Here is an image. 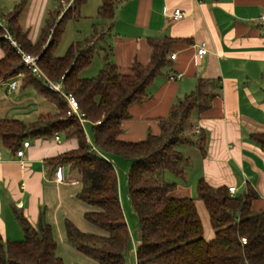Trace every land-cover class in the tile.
I'll use <instances>...</instances> for the list:
<instances>
[{"label": "crops", "instance_id": "crops-1", "mask_svg": "<svg viewBox=\"0 0 264 264\" xmlns=\"http://www.w3.org/2000/svg\"><path fill=\"white\" fill-rule=\"evenodd\" d=\"M115 1L113 16L102 18L98 9L103 0H84L78 11L65 21L54 55L62 56L73 42L94 35L92 45L95 53L101 52L99 61L94 65L93 57L81 74L99 72L107 58L122 73H130L133 63H149L152 51L149 38L171 37L170 56L175 53L176 57L169 60L148 87V97L129 106L130 116L123 120L118 138L135 142L150 134L158 135L161 118L168 115L170 107L195 90L200 79L206 80L210 106L202 111L195 109L192 117L197 120L187 128L191 134L193 126L200 127L206 136L204 150L199 146L198 134L192 136L193 142L182 143L188 146L187 151L181 152L189 164L183 185L177 182L174 188L179 192L176 197H191L193 186L196 188L198 180L204 178L213 186H235L237 195L252 186L259 195L252 209L264 210V151L250 138L251 133L264 132V20H260L264 15V0ZM21 2L19 14L11 21ZM73 2L0 0V38L12 44L11 37L19 45L10 28L14 25L31 43H36L51 13L57 9L63 11L67 4L65 12ZM175 9L184 11V17L174 19ZM202 43L206 44L208 53L197 58ZM4 56L5 50L0 46V60ZM11 73L0 77V121L18 119L32 123L41 114L57 111L55 102L42 95L36 83L25 82V72L13 74L11 70ZM173 73L182 76L172 79ZM12 81L18 83L13 90ZM58 135L59 141L55 135L26 138L20 148L24 150L22 157L0 139V235L4 241L23 239L17 216L20 212L34 227L43 222L52 227L57 254L65 264H97L67 240L66 220L83 231L94 228L84 218L89 207L78 197L82 184L77 171L63 164L54 167L49 162L51 157L77 147L76 136ZM87 139L93 142L89 131ZM25 141H29L28 147H24ZM111 159L115 165V157ZM126 162L128 177L131 161ZM58 166L64 168L63 182L55 180ZM118 180L124 206V185L119 174ZM125 185L129 188L128 179ZM125 195L129 198V191ZM19 203L23 206L19 207ZM136 248L133 243L132 252Z\"/></svg>", "mask_w": 264, "mask_h": 264}, {"label": "trees", "instance_id": "trees-1", "mask_svg": "<svg viewBox=\"0 0 264 264\" xmlns=\"http://www.w3.org/2000/svg\"><path fill=\"white\" fill-rule=\"evenodd\" d=\"M83 1L74 0L73 6L61 16V9L53 11L36 43H31L19 27L11 25L10 28L22 49L39 54L40 66L50 80L63 77L64 94L75 96L85 123L75 115H67L64 94L27 71H24L25 82L36 83L40 93L55 102L57 111L41 114L32 123L18 119L0 121L1 142L15 153L28 137H51L56 133L76 136L75 149L49 159L54 167L63 164L77 171L82 184L78 197L89 207L84 218L94 229L83 231L66 220L69 243L97 264H127L133 249V235L111 159L120 157L131 161L129 198L137 214L140 240L135 254L137 264H264V210L252 209L253 201L259 197L252 186H247L243 193L231 195L226 185L213 186L204 178L198 180L197 198L204 203L214 230V236L206 239L196 199L170 195L176 182L165 179L166 172L181 179L186 177L189 160L177 146L193 142V133L187 132L193 111L210 106L207 81L200 79L195 90L170 107L168 115L161 118L158 135L150 134L135 142L120 140L122 122L130 116L129 106L148 97V87L169 64L173 39L149 38L152 48L149 63H133L130 73H122L107 58L97 75L83 76L81 72L95 54L94 35L73 42L62 56L53 53L65 21L78 11ZM115 2L103 0L98 15L111 18ZM22 6V2L17 5L11 21ZM0 46L5 50L0 60V77L12 74L11 70L13 74L23 70L19 67L21 56L17 48L4 38H0ZM87 131L92 133V143L87 139ZM197 134L199 146L204 150L206 136L201 129ZM250 138L264 151V132L251 133ZM17 216L23 239L4 241L0 235V264H65L57 254L52 227L44 222L34 227L23 213Z\"/></svg>", "mask_w": 264, "mask_h": 264}, {"label": "built area", "instance_id": "built-area-1", "mask_svg": "<svg viewBox=\"0 0 264 264\" xmlns=\"http://www.w3.org/2000/svg\"><path fill=\"white\" fill-rule=\"evenodd\" d=\"M65 7H67V4L65 5ZM63 11L64 12V9ZM185 15V12L182 11L181 9H175L173 12V18L174 19H181L183 18ZM260 20H264V15L261 17ZM12 44H14V46L17 48V51L20 53L21 56V61L20 64L21 66H23L28 72H30L32 75H34L37 78L43 79L45 80L49 87L51 89H53L54 91H57L61 94H64V83H63V77L58 80V81H52L48 78L47 74L43 71V69L40 66L39 63V54H33L30 52L25 51L24 49H22L17 43L16 41L12 40L11 37H9ZM208 53V49L205 43H202L197 50V58H202L203 56H205ZM172 59H174L176 57L175 53H172L170 56ZM182 76V73H173L171 74L170 78L172 79H177L180 78ZM18 86L17 81H12L10 83V88L16 89ZM68 103V109H67V115H75L77 116V118L81 121V123H85V117L84 114L80 111L79 108V103L77 101V99L75 98L74 95L72 94H64ZM200 131V127L199 126H193L191 129V133L193 134H197ZM55 139L57 141L60 140V136L58 135V133L55 134ZM29 146V141H25L24 142V147H28ZM19 157H22L24 155V150L23 149H19L16 153ZM113 162V161H112ZM114 164V163H113ZM55 180L57 182H63L65 180V173H64V168L62 166H58L56 173H55ZM229 191L231 195H235L237 192V188L235 186H229ZM23 203H19V207H22ZM243 242H246V238H242ZM136 253V251H135ZM137 264V262H136Z\"/></svg>", "mask_w": 264, "mask_h": 264}, {"label": "rangeland", "instance_id": "rangeland-1", "mask_svg": "<svg viewBox=\"0 0 264 264\" xmlns=\"http://www.w3.org/2000/svg\"><path fill=\"white\" fill-rule=\"evenodd\" d=\"M61 15H62V11L60 13V16ZM61 49L62 48L60 47V49H59L60 52H61ZM66 51H64V54L66 53ZM99 53H101V52L99 50H97V52L94 55V65L97 64L99 61V58H98ZM34 54H36V53H34ZM19 67H22L23 70H21V71H23V72L27 71L23 66H21V64H19ZM97 73H98V71H96L95 73H91V72L86 71V72H83V75L84 76H95ZM195 120H197V118L192 117L189 121V124L187 125V128L190 124L194 125V123L196 122ZM192 135L195 136L196 134H192ZM187 147L188 146L182 145V143H181L177 146V149L180 151H184V150L187 151L188 150ZM126 161L127 160L124 158L115 157V167H116L117 173L119 174V179H121L123 181V185H124V194H123L124 206H123V209H124V213H125L126 219L128 221L131 233L133 235V243H135V246L137 247V245L140 242L139 231L137 228L138 218H137L136 212L133 209L131 200L129 198H127V195H125V193H127L129 191V188L126 187V185H125V183L127 182V179H128V177L126 175L127 173L125 171H126V168H128V166H129V165H127ZM165 179L169 182H176V183L178 182L180 185H183L182 184L183 180L180 177H177L172 173L166 172L165 173ZM177 194H179V192L176 191V189H173L170 191V195H172V196H178ZM191 197L195 198L197 201V207H198V210L200 212V215H201V218L203 221V226H204V237L206 239H211L214 236V230L211 227L209 217H208V213H207V210L204 206V203L201 200H198V198H197V191H196V188L194 186L192 188ZM125 207H126V209H125ZM135 254L136 253L131 252L128 255L127 264H136Z\"/></svg>", "mask_w": 264, "mask_h": 264}]
</instances>
